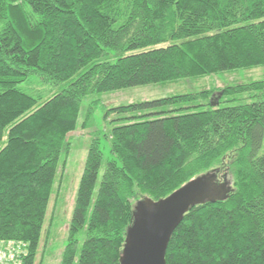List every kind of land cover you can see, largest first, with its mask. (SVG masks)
I'll return each mask as SVG.
<instances>
[{
	"label": "trees",
	"instance_id": "trees-1",
	"mask_svg": "<svg viewBox=\"0 0 264 264\" xmlns=\"http://www.w3.org/2000/svg\"><path fill=\"white\" fill-rule=\"evenodd\" d=\"M257 67L264 0H0V241L27 243L35 264L83 98ZM33 76L38 98L19 89ZM111 112L130 116L110 131L96 193L102 152L89 148L60 264H120L136 202L207 174L227 194L188 211L166 264H264V80Z\"/></svg>",
	"mask_w": 264,
	"mask_h": 264
},
{
	"label": "rangeland",
	"instance_id": "rangeland-1",
	"mask_svg": "<svg viewBox=\"0 0 264 264\" xmlns=\"http://www.w3.org/2000/svg\"><path fill=\"white\" fill-rule=\"evenodd\" d=\"M109 54V58L105 57L104 60L114 63L116 58L111 53ZM262 80H264V67H257L252 70H238L204 78L182 79L162 84H151L145 87L129 88L122 91L104 93L102 95L91 94L83 98L77 130L67 136L68 149L61 152L60 169L57 173L52 195L49 200L35 264H60L62 252L67 245L68 226L75 197L84 171L86 157L93 141L98 140L102 152V164L97 178L95 193L98 190L107 163L114 160V156L110 152L108 136L112 128L121 123L120 119L129 117L130 115L116 114L111 112L112 109L130 104L191 94L210 88L221 89L228 84ZM39 83L40 78L33 76L28 82L20 84L19 89L34 98H38L41 93L46 91V87L39 86ZM65 86L66 84L55 87L54 91L59 92ZM220 98L216 97L214 100H211L212 104L218 106L220 102L224 101V99ZM253 101H256V99L250 100L249 102ZM208 103L210 102L206 101L192 105L196 106ZM203 109L205 108L191 110L199 111ZM163 110L169 111L172 108ZM84 123L86 124L85 126L83 125ZM262 152H264V141L260 150V153ZM144 199L147 198L144 197L139 202H142ZM139 202H136L134 205V210ZM77 239L79 241L78 250H80L85 239V233L83 231L79 233Z\"/></svg>",
	"mask_w": 264,
	"mask_h": 264
},
{
	"label": "water",
	"instance_id": "water-1",
	"mask_svg": "<svg viewBox=\"0 0 264 264\" xmlns=\"http://www.w3.org/2000/svg\"><path fill=\"white\" fill-rule=\"evenodd\" d=\"M214 179L207 174L165 199L154 202L147 198L139 202L127 230L120 264H166L170 238L188 211L206 202L215 203L225 198L227 190L216 186Z\"/></svg>",
	"mask_w": 264,
	"mask_h": 264
},
{
	"label": "built area",
	"instance_id": "built-area-1",
	"mask_svg": "<svg viewBox=\"0 0 264 264\" xmlns=\"http://www.w3.org/2000/svg\"><path fill=\"white\" fill-rule=\"evenodd\" d=\"M28 248L27 243L22 241H0V264H24Z\"/></svg>",
	"mask_w": 264,
	"mask_h": 264
}]
</instances>
